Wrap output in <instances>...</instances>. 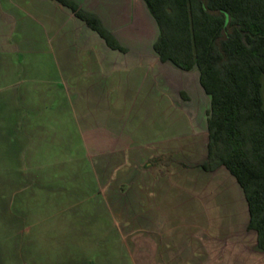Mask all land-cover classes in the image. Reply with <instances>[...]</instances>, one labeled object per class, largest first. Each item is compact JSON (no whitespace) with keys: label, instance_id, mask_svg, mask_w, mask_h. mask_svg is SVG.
I'll use <instances>...</instances> for the list:
<instances>
[{"label":"rangeland","instance_id":"obj_1","mask_svg":"<svg viewBox=\"0 0 264 264\" xmlns=\"http://www.w3.org/2000/svg\"><path fill=\"white\" fill-rule=\"evenodd\" d=\"M152 43L109 52L79 23V73L59 108L0 142V264H264L224 174L156 158L154 84L183 76Z\"/></svg>","mask_w":264,"mask_h":264},{"label":"crops","instance_id":"obj_2","mask_svg":"<svg viewBox=\"0 0 264 264\" xmlns=\"http://www.w3.org/2000/svg\"><path fill=\"white\" fill-rule=\"evenodd\" d=\"M69 1L82 12L96 16L104 30L123 48L149 46L147 42L150 40L154 50L158 35L153 40L152 15L143 0ZM80 22L109 52H127V49L125 52L112 49L98 32L58 0H0V142H14L15 137L26 134L24 118L31 120L38 116L41 121L45 118L44 112L59 108L65 80H71V83L79 73ZM180 72L183 77L177 84L170 77L154 84L155 104L160 105L158 110L161 111L156 124V158L171 156L178 159L182 167L205 181L224 174L227 183L220 180L219 187L233 188L234 195L231 191L228 204L236 210L239 195H242L248 213V229V205L236 179L225 168L213 173L200 168L208 156L211 97L202 87L197 69ZM262 82L264 99V78ZM184 168L177 170L184 171Z\"/></svg>","mask_w":264,"mask_h":264},{"label":"trees","instance_id":"obj_3","mask_svg":"<svg viewBox=\"0 0 264 264\" xmlns=\"http://www.w3.org/2000/svg\"><path fill=\"white\" fill-rule=\"evenodd\" d=\"M125 52L100 20L58 0ZM159 28L154 51L181 71L197 69L211 97L206 173L227 169L242 189L248 230L264 253V0H143Z\"/></svg>","mask_w":264,"mask_h":264}]
</instances>
